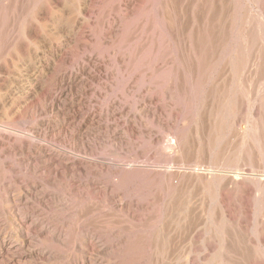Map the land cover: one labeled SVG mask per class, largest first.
<instances>
[{
	"label": "rangeland",
	"instance_id": "374dc122",
	"mask_svg": "<svg viewBox=\"0 0 264 264\" xmlns=\"http://www.w3.org/2000/svg\"><path fill=\"white\" fill-rule=\"evenodd\" d=\"M87 56L115 117L82 143L36 108ZM0 129L135 171L71 188L0 152V264H264V0H0Z\"/></svg>",
	"mask_w": 264,
	"mask_h": 264
},
{
	"label": "bare ground",
	"instance_id": "6f19581e",
	"mask_svg": "<svg viewBox=\"0 0 264 264\" xmlns=\"http://www.w3.org/2000/svg\"><path fill=\"white\" fill-rule=\"evenodd\" d=\"M124 3H126V1ZM84 60L86 62L80 66V71H81L80 75L78 74L79 72L70 73V74H67V73L58 74L57 73L53 79V82L55 85L54 86L55 90H50V89L43 90L42 96H43V102L44 103L42 104L41 107L36 108L37 112L49 111L51 113H57V114H61L63 116V118H61V120H59L57 123L55 122V123L51 124L50 122H47V123L43 122L40 126V128L44 129L43 131L46 130V131H50L51 133L54 132V134L56 132H58L57 134H61V133L65 132V135H66V133L71 132L70 134H72V137L73 138L76 137L80 141L83 140L82 143L84 142V140H86L91 135L92 127L97 125V130L98 129L101 130L103 128L102 126L99 125L102 118H104V117H108V118L115 117L114 116L115 115L114 109L111 108V109H108L107 111L95 109L91 99H89L88 95H90L91 92L93 91L91 86H90V81L100 82L103 79L104 73H103V67L100 65L98 60H96V58H94L92 56H87L86 59L84 58ZM117 61L119 64L124 62V60L121 56L117 57ZM33 115H35V114H33ZM9 125H11V124H9ZM2 127H4V126H2ZM89 127H90V129H89ZM107 128L111 129L110 126H108ZM35 129L37 130L38 127ZM0 130H2V129H0ZM23 133H25V132H23ZM43 134H45V133H43ZM37 136H40L39 133L37 134ZM31 137H33V135ZM54 137H55V135H54ZM5 140L12 141L10 136L4 137V140L0 139V152H7V153L8 152H11V153L17 152V153H21L22 156L23 155H27V156L31 155L30 159L28 158L27 165L31 166L34 169V171H39V170L42 171L43 172L42 176H44L48 180H54L55 181V180H57V178L63 177L64 179L68 180L67 183H69V186L71 188L74 187L78 183L79 179L82 178V176L87 175L88 177H91L92 176L91 174H93V172H95L96 170L99 174H100V172L98 170L111 171V173L113 171L115 174H117V177L119 179H125V178L128 179L129 177L131 178L132 173L135 172V171H133V169L130 170L128 167H127L128 170H125L123 167V166H125V163L122 162L121 160H119V161L113 160L112 158L107 160V159L102 158L100 156L94 157V155L92 153H89V156H86V157H85V155H83L84 157L83 156L82 157H76L78 155L70 156L67 153H61V152L53 151L42 143L32 145L31 142L30 143H24L22 141L18 144H11L9 146L8 143L5 142ZM29 140H30V138H29ZM31 140H32V138H31ZM46 143H49V141ZM49 144H51V143H49ZM111 157H113V155ZM115 157H118V156H115ZM137 169H139V168H137ZM150 170H152V169H150ZM153 171H154V169H153ZM170 171L172 172V170H170ZM138 172L142 173V175L143 174L146 175L147 172H148V174H149V172L152 173V171H149V170H147V172L145 171L146 172L145 173V172H142L140 169L138 170ZM173 174H176V173H174V171H173ZM102 175H103V173H102ZM154 175H156V174H154ZM88 177L86 178V179H89V180H86L87 183L82 182V184H84V186L86 188H88L90 190H97L100 193L105 194L107 196V201H109V200L112 201L115 199V196L109 192V186L101 185L98 180H96V181L92 180V178L94 176L92 178H88ZM153 177L154 176H152V178ZM97 178H99V176ZM157 178L160 179V177H157ZM140 179H142V178L140 177ZM153 179H152V181H153ZM155 179H156V177H155ZM166 185H167L166 187L168 189H171L172 184L170 182H168ZM33 194L35 196L37 195V193L34 191H33ZM113 203H115V202H113ZM238 223H239V221H238ZM88 245H89L88 246L89 249L92 251L99 250L96 248V246L94 244H88ZM0 249L4 250L6 252H9L12 250V247H9V246L7 247L6 245H0ZM99 252H101V251L99 250ZM0 253H1V251H0ZM11 254H12V252H11ZM9 256H11V255L8 254V257Z\"/></svg>",
	"mask_w": 264,
	"mask_h": 264
}]
</instances>
